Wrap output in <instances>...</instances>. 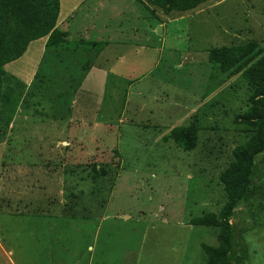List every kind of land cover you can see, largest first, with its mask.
Masks as SVG:
<instances>
[{"label": "rangeland", "instance_id": "rangeland-1", "mask_svg": "<svg viewBox=\"0 0 264 264\" xmlns=\"http://www.w3.org/2000/svg\"><path fill=\"white\" fill-rule=\"evenodd\" d=\"M155 11L103 0L57 20L71 41L108 43L102 81L95 74L81 89L82 54L46 51L45 38L19 59L18 67L32 65L17 78L29 94L0 145V264H205L201 245L217 246L216 229L189 221L224 204L219 175L248 138L233 118L249 107V90L211 66L207 52L264 46V0ZM193 116L192 152L162 140ZM93 169L107 173L94 181ZM262 214L259 225L239 208L232 221L249 230L245 264H264Z\"/></svg>", "mask_w": 264, "mask_h": 264}, {"label": "trees", "instance_id": "trees-1", "mask_svg": "<svg viewBox=\"0 0 264 264\" xmlns=\"http://www.w3.org/2000/svg\"><path fill=\"white\" fill-rule=\"evenodd\" d=\"M210 1L137 0L153 16L157 9L164 16L172 12H192ZM59 11V0H0V145L6 141L29 94L24 83L5 71L6 65L18 61L31 43L45 38L44 49L52 52L99 54L107 45L103 41H71L69 33L57 27ZM207 55L211 66L229 78L240 77L249 90V107L233 118V123L241 127L239 131L248 138L232 150L231 162L219 175L224 194L219 213H203L192 218L189 225L217 230L216 247L201 245L205 264H245L248 251L242 235L249 230H238L232 221L239 208H246L251 216L256 213V220L264 212V162L258 161L264 153V46L249 41L242 45L211 48ZM60 103L66 107L69 101L64 99ZM199 132L198 117L193 116L187 126L172 129L162 140H171L184 152H192L197 147ZM119 169L120 160L116 170ZM106 173L104 169H93L91 178L95 181ZM257 221V224H263L259 219Z\"/></svg>", "mask_w": 264, "mask_h": 264}, {"label": "crops", "instance_id": "crops-1", "mask_svg": "<svg viewBox=\"0 0 264 264\" xmlns=\"http://www.w3.org/2000/svg\"><path fill=\"white\" fill-rule=\"evenodd\" d=\"M88 1H89V3L95 4V5H97V3L103 2V0H93V1L92 0H61L62 10L59 11L58 20L59 19L66 20L67 16H69V14L71 12H72L71 14L78 13V11L80 9H82L83 6H85V5L88 6V4H89ZM59 2H60V0H59ZM64 8H66V10H64ZM86 9H87V14H86V16H87L91 12L89 10V7L86 8ZM192 12H195V10L192 11ZM194 15H197V13L194 14ZM62 17L64 19H62ZM154 17H156V16H154ZM76 18H78V16H76ZM95 23L96 22H93V24H95ZM74 24H73V26H74ZM89 24L91 25V23H89ZM158 25L160 26L159 28H160L161 31L165 28V27H163L164 25L162 23H159ZM70 28H72V27L70 26ZM154 31H155V28H154ZM120 44H122V43H120ZM28 49H29V46H28ZM28 49H27V51H28ZM103 51L104 50H102L99 54L98 53L97 54H94L95 52H91V53H93V55L91 53H87V52H81L80 54L79 53H75V54H72L71 53L72 55H79V56H81V54H82L86 58V60L83 62V66H82V68L85 69L84 71L86 72V76L83 77V80L81 82H77L76 83V85H81L80 89L84 86V83L86 84L87 81H85V80L88 77H89V80L91 79L93 81V79L95 78V74H96V76H98L97 78H100V81H102L101 74H102V70H103V67H104L103 64L105 65V63L107 62V60H106L107 57L105 56V54L103 53ZM25 53L20 58V60H22L23 57H25ZM36 55H38V54H36ZM20 60L13 62V65L8 64V65L5 66V68H8V69L11 70V71H9L10 74L12 76L16 77V78H19V77L23 76L24 72L29 71L30 66L32 65V64L29 63L26 66L23 64V67H18L19 63L21 62ZM32 63H33V61H32ZM91 65H93V66L90 68ZM77 101H78V99H77ZM79 103L82 104L80 102V100H79ZM82 107H83V105H82ZM82 107H81V109H82ZM75 116L77 117V115H75Z\"/></svg>", "mask_w": 264, "mask_h": 264}, {"label": "water", "instance_id": "water-1", "mask_svg": "<svg viewBox=\"0 0 264 264\" xmlns=\"http://www.w3.org/2000/svg\"><path fill=\"white\" fill-rule=\"evenodd\" d=\"M158 30H160V28H158Z\"/></svg>", "mask_w": 264, "mask_h": 264}]
</instances>
